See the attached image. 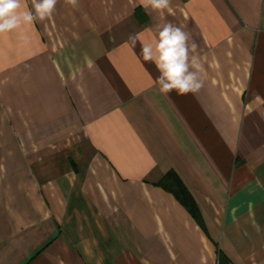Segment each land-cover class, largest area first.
<instances>
[{
  "label": "crops",
  "instance_id": "crops-1",
  "mask_svg": "<svg viewBox=\"0 0 264 264\" xmlns=\"http://www.w3.org/2000/svg\"><path fill=\"white\" fill-rule=\"evenodd\" d=\"M139 5L58 0L0 34V264H264V0ZM168 21L196 93H161L140 55Z\"/></svg>",
  "mask_w": 264,
  "mask_h": 264
},
{
  "label": "clouds",
  "instance_id": "clouds-1",
  "mask_svg": "<svg viewBox=\"0 0 264 264\" xmlns=\"http://www.w3.org/2000/svg\"><path fill=\"white\" fill-rule=\"evenodd\" d=\"M58 0H31V8L23 5L22 0H0V34L20 30L26 25L43 21L52 16ZM76 6L78 0H67ZM140 7L146 13L149 9L161 15L165 11L172 13L171 0H140ZM20 39L27 41L29 37L21 33ZM190 34L171 21L155 26L154 38L141 43L140 55L145 62L154 64L159 75L155 77L158 89L163 94L173 91L180 95L196 93L203 87L200 73L203 66L198 55H192L198 45ZM133 47L136 37H130Z\"/></svg>",
  "mask_w": 264,
  "mask_h": 264
},
{
  "label": "trees",
  "instance_id": "trees-1",
  "mask_svg": "<svg viewBox=\"0 0 264 264\" xmlns=\"http://www.w3.org/2000/svg\"><path fill=\"white\" fill-rule=\"evenodd\" d=\"M158 185L166 191L172 193L175 198L189 211L193 218L197 222H200V216L196 203L175 172H168Z\"/></svg>",
  "mask_w": 264,
  "mask_h": 264
}]
</instances>
